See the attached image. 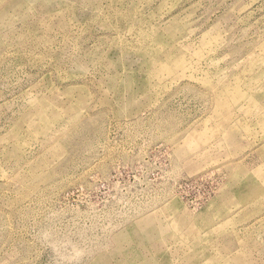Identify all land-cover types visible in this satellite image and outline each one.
<instances>
[{
	"label": "rangeland",
	"instance_id": "obj_1",
	"mask_svg": "<svg viewBox=\"0 0 264 264\" xmlns=\"http://www.w3.org/2000/svg\"><path fill=\"white\" fill-rule=\"evenodd\" d=\"M0 264H264V0H0Z\"/></svg>",
	"mask_w": 264,
	"mask_h": 264
}]
</instances>
